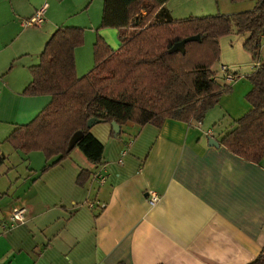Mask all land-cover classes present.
I'll list each match as a JSON object with an SVG mask.
<instances>
[{"label": "crops", "instance_id": "1", "mask_svg": "<svg viewBox=\"0 0 264 264\" xmlns=\"http://www.w3.org/2000/svg\"><path fill=\"white\" fill-rule=\"evenodd\" d=\"M44 3L43 25L23 26ZM102 8V0H0V155L12 152L3 143L7 136L50 103L48 96L22 91L56 29L84 31L74 53L78 77L94 65L97 36L110 49L119 47L114 31L98 30ZM166 9L175 19L174 9ZM257 61L264 63V49ZM257 61L226 81L231 93L200 127L170 119L159 128L128 123L117 137L111 126L94 125L103 164L94 167L74 150L51 168L61 167L51 182L60 197L51 207L43 197L0 200V264H251L264 249V156L247 162L220 140L251 110L245 97L259 87L250 77ZM217 77L224 82L220 71ZM33 153L24 155L30 166ZM81 171L91 174L83 186L76 183ZM16 208L25 209L23 224L10 222Z\"/></svg>", "mask_w": 264, "mask_h": 264}, {"label": "trees", "instance_id": "2", "mask_svg": "<svg viewBox=\"0 0 264 264\" xmlns=\"http://www.w3.org/2000/svg\"><path fill=\"white\" fill-rule=\"evenodd\" d=\"M102 1L98 30H117L119 47L112 50L97 36L94 65L78 77L74 53L84 44V31L77 27L56 29L38 64L29 68L31 81L22 91L25 97L48 96L50 103L3 141L25 155L40 152L45 160L42 174L74 150L94 167L103 164L104 146L87 128L90 119L109 126L115 122L119 127L131 123L159 128L166 119L201 123L221 97L232 91L211 68L219 58V39L229 35L233 25L236 34L246 36L243 49L253 61L259 58L264 0H258L251 11L232 16L184 19L170 16L165 8L169 0ZM195 36L200 40L186 43L183 52L172 51L176 43ZM250 77L259 85L245 97L251 110L234 122L220 146L258 164L264 156V63ZM76 132L83 136L67 152ZM4 160L0 155V164ZM90 175L81 171L76 183L83 186ZM251 264H264V249Z\"/></svg>", "mask_w": 264, "mask_h": 264}, {"label": "rangeland", "instance_id": "3", "mask_svg": "<svg viewBox=\"0 0 264 264\" xmlns=\"http://www.w3.org/2000/svg\"><path fill=\"white\" fill-rule=\"evenodd\" d=\"M257 2L258 0H170L165 8L168 6L174 9L172 14L175 19L206 17L216 14L232 16L251 11ZM107 29L115 32L114 37L118 43V31L111 28ZM232 29L233 31L229 35L219 39V58L211 69L219 73L221 67L224 66L231 73L237 72L241 75L248 71V67L253 60L251 59V54L243 49L246 36L236 34L234 25ZM261 47L260 52L262 55V50L264 49L263 41L261 42ZM83 51V57H85L86 48H83ZM90 69H92V66ZM24 155L13 149L12 152H7L4 155L6 157L4 160V171L0 173V200L3 199L1 204L7 202L6 198L9 201L11 199L17 201L27 196L31 201H35L37 197L48 199L47 205L51 207L52 203H56L60 197L53 190L51 182L56 180L53 176L56 172L61 171V167L50 170L49 174L45 176V174L41 173L42 168L45 166L43 155L40 152L30 155L31 166L27 163L28 159ZM96 183L99 185V180ZM8 188L9 192L7 191Z\"/></svg>", "mask_w": 264, "mask_h": 264}, {"label": "built area", "instance_id": "4", "mask_svg": "<svg viewBox=\"0 0 264 264\" xmlns=\"http://www.w3.org/2000/svg\"><path fill=\"white\" fill-rule=\"evenodd\" d=\"M48 8V4L44 3L36 12L35 14L28 20H25L22 22V25L25 27H41L45 21L44 19V15L45 12ZM262 38V36H261ZM259 61H257L255 64H253V68L254 70L257 69L259 67ZM220 72L222 74H224V79L227 82H234L235 80H237L239 78L238 75H235L234 73H231L226 67L222 66ZM197 126L200 127V123H197ZM100 181L102 182V178H99ZM157 201V198L155 197V195H153L151 197V199L149 200L150 204H154ZM24 213H25V209L24 208H16L14 210H12V216L10 219V222L12 223H20L23 224L24 223Z\"/></svg>", "mask_w": 264, "mask_h": 264}, {"label": "water", "instance_id": "5", "mask_svg": "<svg viewBox=\"0 0 264 264\" xmlns=\"http://www.w3.org/2000/svg\"><path fill=\"white\" fill-rule=\"evenodd\" d=\"M199 40H200L199 36L185 38L184 40L176 43L173 46L172 51L183 52L184 51V45L186 43L199 41ZM101 123H102V121H100V120L90 119L88 121V123H87V128L91 129L94 125L101 124ZM110 126L112 128L114 136H117L118 134H120V127L115 122H112ZM82 136H83L82 132H76L75 134H73V136L69 140L67 152H70V151L73 150V148L75 147L76 143L81 139ZM209 146L217 147V144H216V142L214 140L209 139Z\"/></svg>", "mask_w": 264, "mask_h": 264}]
</instances>
